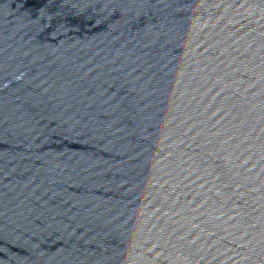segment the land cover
Returning <instances> with one entry per match:
<instances>
[{
  "label": "water",
  "instance_id": "95a60500",
  "mask_svg": "<svg viewBox=\"0 0 264 264\" xmlns=\"http://www.w3.org/2000/svg\"><path fill=\"white\" fill-rule=\"evenodd\" d=\"M0 264H264V0H0Z\"/></svg>",
  "mask_w": 264,
  "mask_h": 264
}]
</instances>
